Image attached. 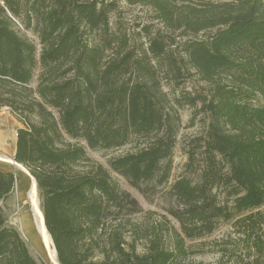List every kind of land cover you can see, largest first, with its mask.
Segmentation results:
<instances>
[{
	"label": "trees",
	"instance_id": "obj_1",
	"mask_svg": "<svg viewBox=\"0 0 264 264\" xmlns=\"http://www.w3.org/2000/svg\"><path fill=\"white\" fill-rule=\"evenodd\" d=\"M0 1V110L8 108L22 125L16 129L13 161L35 180L59 264H177L186 258L180 236L172 249L151 241L142 254L126 243V219L138 204L80 144L118 149L139 140L137 150L109 162L110 171L136 189L166 183L179 117L168 106L156 72L163 65L174 70L182 59L203 81L217 85L203 104L210 121L200 179L192 183L182 177L172 185L183 206L174 216L189 241L213 233L221 220L234 221L246 253L253 249L264 256L262 0L199 6L144 0L171 36L159 28L146 32L147 46L139 51L124 49L126 37L122 47L110 39L114 0H31L28 14L41 44L35 91L28 84L37 65L36 47L6 14L19 16L16 0ZM240 51L250 58H238ZM233 72L241 85L217 82L222 73ZM258 96L259 106L248 103ZM16 181L12 172H0V201L14 192ZM217 189H223L222 200L213 193ZM0 264H38L1 208Z\"/></svg>",
	"mask_w": 264,
	"mask_h": 264
},
{
	"label": "rangeland",
	"instance_id": "obj_2",
	"mask_svg": "<svg viewBox=\"0 0 264 264\" xmlns=\"http://www.w3.org/2000/svg\"><path fill=\"white\" fill-rule=\"evenodd\" d=\"M112 1L105 0L107 3ZM239 1L241 0H178V3L199 6L201 2L222 5ZM262 1L264 4V0ZM29 2L31 0H16L15 3L19 6L18 17L8 12L6 14L12 20L13 28L36 47L37 65L28 84V87L35 91L41 70L39 58L41 44L36 32L35 20L31 14H28ZM143 2L144 0H114L113 10L108 16L109 36L114 45L122 47L121 39L126 37L124 49L128 47L129 51H139L141 47L147 46L146 32L151 34L158 28L164 35L171 36L164 26L155 20V11ZM0 4L3 5V2L0 1ZM87 35L91 40L92 33L88 32ZM95 36L98 39L99 33ZM238 58L247 60L250 55L246 51H240ZM182 60L177 61V67L174 70L162 64L161 70L158 69L156 72L158 84L167 98L168 106L179 117L177 144L172 152L171 176L166 183L156 186L151 182L149 185H141L140 189H136L132 188L125 178L110 171L109 162L118 156L137 150L142 146L139 140L132 139L127 145L118 149H90L84 142L80 144L84 145L87 157L106 167L118 187L137 202L138 209L135 214L127 216L124 229L126 243L135 246L139 253H145L151 241H156L164 248L172 249L178 239L177 236H180L186 245L187 256L177 264H264V256L259 255L257 251L251 249L249 253H246L242 243L243 237L234 221L221 220L213 233L189 241L184 237L180 230V223L174 216V213L183 209V206L172 195V185L182 177L188 178L192 183H197L200 179L206 159L205 139L210 121V115L205 111L203 104L213 98L217 85L203 81L198 72L191 68L185 59ZM238 74L237 72L222 73L217 82L234 88L241 85L237 80ZM192 99H196L195 105H188ZM248 103L259 106L261 98L258 96L249 100ZM17 127L22 128L18 119L10 113L8 108H2L0 110V157L13 160ZM66 141L70 140L66 138ZM0 169L12 172L17 177L14 192L0 201V208L3 210L7 223L20 232L30 255L38 264H51L32 220L27 191L30 185L29 176L7 163L0 162ZM222 190L213 191L220 200H222ZM260 237L264 241V232L263 234L261 232Z\"/></svg>",
	"mask_w": 264,
	"mask_h": 264
},
{
	"label": "bare ground",
	"instance_id": "obj_3",
	"mask_svg": "<svg viewBox=\"0 0 264 264\" xmlns=\"http://www.w3.org/2000/svg\"><path fill=\"white\" fill-rule=\"evenodd\" d=\"M0 162L10 164L15 169L17 168L23 171L27 176H29L28 172L21 165L15 164L14 162H12L11 159L1 156ZM29 179H30V185L27 190L28 191V202H29V205L31 206L32 220L34 221L36 232L41 239V244L46 251V254H47V257L50 263L59 264L57 263L56 252H55V249H53L51 238L49 234H47L45 226H44V220L42 217V212H41L39 201H38V191L36 190L35 180L32 176H29Z\"/></svg>",
	"mask_w": 264,
	"mask_h": 264
},
{
	"label": "water",
	"instance_id": "obj_4",
	"mask_svg": "<svg viewBox=\"0 0 264 264\" xmlns=\"http://www.w3.org/2000/svg\"><path fill=\"white\" fill-rule=\"evenodd\" d=\"M12 162H14L13 160H12ZM15 164H18V165H21V164H19V163H17V162H14ZM22 166V165H21ZM23 167V166H22ZM44 226H45V224H44ZM45 229H46V227H45ZM47 232V231H46ZM50 236V235H49ZM51 238V237H50ZM51 241H52V239H51ZM52 246H53V242H52ZM54 249V248H53ZM55 252H56V250H55ZM58 263V262H57Z\"/></svg>",
	"mask_w": 264,
	"mask_h": 264
},
{
	"label": "crops",
	"instance_id": "obj_5",
	"mask_svg": "<svg viewBox=\"0 0 264 264\" xmlns=\"http://www.w3.org/2000/svg\"><path fill=\"white\" fill-rule=\"evenodd\" d=\"M17 128H19V127H17ZM15 142H16V137H15V141H14V147H15ZM16 148V147H15ZM15 153V152H14ZM2 163H4V162H2ZM1 171H4V170H2V169H0V172ZM4 172H6V171H4Z\"/></svg>",
	"mask_w": 264,
	"mask_h": 264
}]
</instances>
